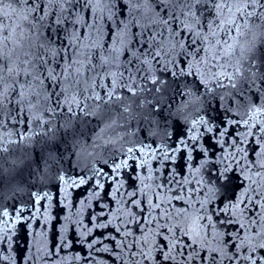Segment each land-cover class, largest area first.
Segmentation results:
<instances>
[{"label":"snow or ice","instance_id":"snow-or-ice-1","mask_svg":"<svg viewBox=\"0 0 264 264\" xmlns=\"http://www.w3.org/2000/svg\"><path fill=\"white\" fill-rule=\"evenodd\" d=\"M0 155L4 264H264V0H0Z\"/></svg>","mask_w":264,"mask_h":264},{"label":"water","instance_id":"water-1","mask_svg":"<svg viewBox=\"0 0 264 264\" xmlns=\"http://www.w3.org/2000/svg\"><path fill=\"white\" fill-rule=\"evenodd\" d=\"M5 159H7V158L0 155V164L4 163ZM74 163H75V158H73V164ZM5 166H7V165H5ZM66 166H67V162H66ZM78 170L79 169H77V171ZM23 175H24V178L27 180V171H25L23 173ZM36 182L37 181H36L35 176H33L31 178V180L28 181V183H36ZM52 184H55L54 179L52 180ZM36 190H37L36 188L31 189V191H36ZM51 190L53 193L58 194L57 188L53 187ZM28 192H29V188H28L27 184L23 186V191H19V192H15V193L7 191L5 187L0 186V211H2L3 207H5V206H7L9 208V211H11L14 202H16L18 205L19 202L27 201L29 199ZM72 193H73V200L76 201V200L82 198L84 195H86L85 187H81L79 189H73ZM44 203L46 204V202H44ZM61 207H62V205L56 204L55 211L59 212ZM33 227L37 228V230H39L36 224H34ZM29 231L30 230L26 227V225H24V224L18 225V232H17V235L15 236V241L13 244V248L16 251L18 261L21 260V253L24 250H26L28 243H30V241H31V236L28 235ZM5 248H6L5 244H0V254H6L3 252V250ZM75 254H79L80 256H86L87 250L83 249L79 244H75L73 248L66 249L61 255L71 256V255H75ZM101 258L107 259L106 256L101 257ZM0 264H4V262L0 261ZM70 264H79V262L72 260V261H70Z\"/></svg>","mask_w":264,"mask_h":264}]
</instances>
